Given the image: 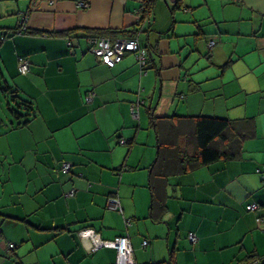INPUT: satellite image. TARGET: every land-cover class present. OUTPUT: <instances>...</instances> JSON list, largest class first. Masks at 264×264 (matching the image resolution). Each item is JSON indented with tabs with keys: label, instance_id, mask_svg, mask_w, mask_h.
I'll list each match as a JSON object with an SVG mask.
<instances>
[{
	"label": "crops",
	"instance_id": "crops-1",
	"mask_svg": "<svg viewBox=\"0 0 264 264\" xmlns=\"http://www.w3.org/2000/svg\"><path fill=\"white\" fill-rule=\"evenodd\" d=\"M142 1L0 0L3 77L37 109L17 128L0 121V264H114L116 249L91 253L81 228L127 236L135 264L264 257V208H248L264 206V0H182L174 11L172 0H157L139 33L151 48L146 70L133 52L110 68L90 51L88 29H137ZM25 14L30 32L15 33ZM150 108L156 118L248 119L254 134L236 158L159 181L164 206L153 208L161 146ZM178 137L193 153V137ZM63 161L71 172L59 170ZM110 196L122 211L108 208Z\"/></svg>",
	"mask_w": 264,
	"mask_h": 264
},
{
	"label": "trees",
	"instance_id": "trees-1",
	"mask_svg": "<svg viewBox=\"0 0 264 264\" xmlns=\"http://www.w3.org/2000/svg\"><path fill=\"white\" fill-rule=\"evenodd\" d=\"M31 1L33 3V0ZM156 1L157 0L142 1V6L140 10V19L138 22L139 27H137V29H131V30L110 29V28L88 29L89 31V34H87L88 40L91 37L136 38L140 46L146 49L145 64L141 66L139 60L137 59L141 67V71L143 73L151 62L150 59L151 48L148 45L143 46L141 44L139 33L146 26L145 25L146 23L149 22V24H151L152 20L149 19V16L154 10ZM172 7H173L172 9L173 11L176 8L183 7L182 0H175V3L172 2ZM27 14H25L24 16L28 17ZM12 31H14L15 33L18 31L26 32V33L30 32V30H28L27 28L23 29V25L17 26L16 28L12 29ZM150 31L151 29L149 27L146 30V32H150ZM71 32H72L71 30H68L64 34H67V36L69 37V34ZM133 53L136 56V53L135 52ZM18 68H19V63H18ZM19 72L22 74H26L21 72L20 69ZM0 89L2 94L4 95V97H6L7 100L6 102L7 112L5 111V114L8 113L9 121L6 122V125H10L11 128H17L22 125H26L31 120V118L36 116L37 109L34 106L33 101L22 96L19 89L15 85L11 84L10 82L4 79L1 65H0ZM149 111L153 122L152 123L153 127H155L159 144L161 146V149H159L157 154V159L151 166V173H150V188L153 194V204H152L153 208L159 207L160 209L161 207L164 206L165 194L161 193V190L157 189V187L160 186L159 181L162 182L164 181L163 183L166 185L167 177L170 176L171 174H175V173L185 174L186 172L196 169L202 165L216 161L220 158H224V159L236 158L240 154L243 141L254 134V128H255L254 123L248 119L232 120L228 118L209 117L204 115L196 116L193 118L178 114L168 115L165 118H156L152 113V108H150ZM4 117H5L4 114L3 117L0 116V121L1 120L7 121L6 119H4ZM193 121L195 125L194 129H193ZM190 127L193 129V130L191 129L192 131L190 130ZM179 133L181 135H186V136L188 135V137L190 136L193 137V144L195 145L196 148L195 150H193V153L189 152L187 146L184 144L183 141H180L179 137L176 138ZM165 135H168L171 138L164 140ZM124 143L127 144L129 147H131L135 143V141L133 139L129 141L124 140ZM164 151H166V156H164ZM66 163L70 164V168L68 170H65L64 168V165ZM72 168H73V164L71 162L63 161L60 165L59 170L62 171L63 173H69L72 171ZM76 191L77 190L75 188H71L70 191L67 193V195L73 197ZM110 197H117V196H110ZM258 204L260 205V209L263 210L264 206L261 203ZM83 229H87V228H81L80 230L77 231V234L79 235V232ZM10 244H9L10 248H13L15 246L13 244V247H11ZM107 248H112V247H107ZM10 256L12 257V254H10ZM10 256L6 255V257H10ZM248 262L249 263L253 262L256 264H264V257L254 255L249 257ZM153 264H161V263L156 262ZM162 264L165 263L162 262Z\"/></svg>",
	"mask_w": 264,
	"mask_h": 264
},
{
	"label": "built area",
	"instance_id": "built-area-1",
	"mask_svg": "<svg viewBox=\"0 0 264 264\" xmlns=\"http://www.w3.org/2000/svg\"><path fill=\"white\" fill-rule=\"evenodd\" d=\"M175 0H172V2ZM36 0H33L35 5ZM79 6L87 7L88 3L86 1L79 2ZM23 29L26 28L27 16L23 17ZM90 51L97 56V58L109 67L115 66L117 63L121 62L127 52H135L140 65L145 64L146 59V49L141 47L136 38H111V37H91L89 38ZM215 40L209 42V46L212 47L215 44ZM19 69L23 73H27L30 69V64L28 60L24 57H19ZM93 93L90 92L88 95V100L92 99ZM143 101L140 99L133 104L132 113L135 118L138 117L139 106ZM122 142H124L122 140ZM65 170L70 168V164L66 163L64 165ZM108 205L113 210L122 211V206L119 198L110 197ZM250 210H259L260 205L258 203H252L248 206ZM260 220V219H259ZM79 236L82 239L90 241L89 251L93 252L102 247H112L117 250V257L115 264H135L133 257V249L129 238L126 236H119L115 239H104L100 236L98 232L94 229L87 228L79 232ZM191 241H196L197 237L194 233L189 234ZM146 244V242H145ZM13 247V244H10Z\"/></svg>",
	"mask_w": 264,
	"mask_h": 264
},
{
	"label": "rangeland",
	"instance_id": "rangeland-1",
	"mask_svg": "<svg viewBox=\"0 0 264 264\" xmlns=\"http://www.w3.org/2000/svg\"><path fill=\"white\" fill-rule=\"evenodd\" d=\"M2 21L3 20H1L0 22H2ZM6 102H7L6 97H4V95L2 94L1 89H0V116L3 117V114H4V116H5V118H6L7 122H8L9 121V119H8L9 118L8 113L5 114V111H6ZM7 252H9V250ZM8 256H10V254H8Z\"/></svg>",
	"mask_w": 264,
	"mask_h": 264
},
{
	"label": "water",
	"instance_id": "water-1",
	"mask_svg": "<svg viewBox=\"0 0 264 264\" xmlns=\"http://www.w3.org/2000/svg\"><path fill=\"white\" fill-rule=\"evenodd\" d=\"M173 3H175V1H173Z\"/></svg>",
	"mask_w": 264,
	"mask_h": 264
}]
</instances>
